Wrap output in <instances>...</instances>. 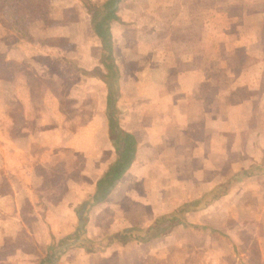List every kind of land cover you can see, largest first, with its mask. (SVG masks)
Instances as JSON below:
<instances>
[{
  "label": "rangeland",
  "instance_id": "rangeland-1",
  "mask_svg": "<svg viewBox=\"0 0 264 264\" xmlns=\"http://www.w3.org/2000/svg\"><path fill=\"white\" fill-rule=\"evenodd\" d=\"M42 1L44 13L29 17L30 1L0 0V109L9 113L3 119L5 132L20 146H36L31 150L34 162L26 177L24 173L19 175L17 167L11 185L7 180L11 177L9 167H0V199L12 195L13 188L19 190L16 200H0V227L9 234L0 238V264H39L54 252V264H215V258L209 255L215 248L221 249L219 254L223 251L228 260L225 264H235L234 257L239 252L257 250L255 242L264 239V0H228L224 6L207 0H122L117 5L118 20L110 23V45L119 71V114H127V106L134 102L140 111L148 110L149 100L137 101L136 95L156 94L162 71L167 74L163 65L177 62L192 44L197 57L195 66L202 67L205 60L208 66L203 78L224 83L227 77L230 83V86L213 85L206 98H202L205 85H198L197 94L207 101L212 100L217 87L229 89L230 101L226 105L230 106L231 126L244 131L236 137L229 133L218 152L211 151L210 155L206 150L200 152L204 160L210 156V166L186 157L191 150L182 148L188 141L185 135L175 150H168L173 157L164 158L167 164L151 165L145 171L138 160L131 172L141 178L124 179L116 186L117 192L111 197L112 205L117 204L116 212L106 211L103 230L96 219L89 223L93 211L88 213L87 241L68 246L63 253L62 245L56 250L51 246H57L59 238L76 230L81 204L76 201L85 190L91 189L99 161L109 160L111 152L104 143L89 148V137L101 128L97 117L103 109L105 88L100 80L104 74L101 43L93 32V17L86 6L98 7L103 0ZM252 10L261 11L255 20V16L247 14V11L253 14ZM254 41L262 44L261 53L259 50L255 54L246 53L247 47L243 50L242 46ZM11 56L16 59L7 64ZM139 118L138 124L132 117L126 118V126L147 127L149 117ZM209 124L205 116L201 117L197 129ZM260 129L259 145L251 136ZM78 139L86 145L84 150L65 146L66 141ZM180 152L182 159L177 157ZM226 156L230 158L229 164H221ZM227 169L230 173L254 169L256 173L245 178L246 197L244 207L240 204L241 211L237 210L236 200H230L228 211L218 220L232 236L239 238L240 251L235 245L226 250L219 238L212 242L211 235L203 232L197 235L185 225L165 236L146 240L145 229L136 228L133 236L125 234L130 226L140 225L142 218L144 225L147 217L153 220L157 213L162 216L180 208L179 198H191L197 191L206 190L214 181L212 175L225 173ZM200 175L203 180L196 182ZM131 189L138 195L143 189L154 190L149 209L141 203V197L133 201L123 196L125 190ZM73 205L76 209L70 217L73 223L67 228L70 213L65 209ZM113 216L119 221H113ZM14 218L19 220L16 226L11 225ZM124 218L126 226L120 221ZM2 221L6 225L2 226ZM52 225L53 243L47 240ZM121 234L132 240L127 245L105 247L113 236ZM101 246L105 248L101 250Z\"/></svg>",
  "mask_w": 264,
  "mask_h": 264
},
{
  "label": "crops",
  "instance_id": "crops-1",
  "mask_svg": "<svg viewBox=\"0 0 264 264\" xmlns=\"http://www.w3.org/2000/svg\"><path fill=\"white\" fill-rule=\"evenodd\" d=\"M209 3L214 4L213 1L217 3H221L223 6L228 4V0H207ZM219 1V2H218ZM250 9V8H248ZM253 14L250 11H247V14L250 16H255L253 19L255 20L256 17H259L261 11L259 10H252ZM110 31V28H109ZM94 32V30H93ZM252 32H254L258 37H260L259 33L256 31V29H253ZM95 34V32H94ZM96 36V34H95ZM97 37V36H96ZM256 39V36H253ZM98 39V37H97ZM99 40V39H98ZM257 40V39H256ZM100 42V40H99ZM242 45V44H241ZM188 48L185 50L180 57V59L171 64H168L166 62V65L163 66L167 68V74L162 71V77H161V84L158 88L152 89L151 91L156 92V94H143L136 95L137 101L145 102V99H148L150 103L149 107L147 106L148 110H142L139 106L133 103L131 107L127 106L128 112L127 114L121 112L119 114L117 108H118V99H119V79L116 81V87L113 88V93L109 91L108 84L110 82H106V71L104 70L103 76L100 78L102 81L104 88H105V94H104V104L103 109L100 112L99 116L97 117L101 123V128L97 129L93 132V135L89 137V148L91 147H97L98 143L103 144L107 147V151L111 152L109 153V160L105 161L104 159L99 161V167L97 171V175L94 179L93 184L89 187L91 188L89 191H84L82 194V198L77 200V204L81 202L80 204V210L77 213V227L76 230L79 229V235L77 236L76 240H69L67 241L65 245V249L68 246L74 245V244H80V241H87L85 238V231L86 226L89 228V224L87 225V215L88 213H91L92 211V217L91 220L89 218V223H92L93 221L97 222V226H99L100 230L102 229L101 224H103V218L106 214V211H109L112 213L116 212L115 209L117 207L116 205H112V196L115 192L116 186L121 183L124 179L128 178H134V179H140V174L135 175L131 172L133 165L138 163V160H140L142 165V170H147L151 167V165H162L167 164L168 161H164L165 157H173V153L168 151L169 149L175 150L177 147L175 145H180V142L183 139V135L187 138L188 141H185V145L182 148H188L190 149V155L186 156L193 159L194 162H204L207 166H210V156H207L204 160V156L200 155L203 154L206 150V152L210 155L211 151L218 152L221 148L224 146V139L229 133H233L234 136L242 134V131H244L242 128L236 129L235 127L231 126V122L229 120L230 117V106L226 105L230 99V93L229 89L226 87L220 86L217 87L216 91L214 92L212 100H205L202 99L203 96L209 91L213 85L221 84L226 86L229 83V79L226 77L225 82L221 83L222 81L214 82L213 78H203L204 72L207 71V63L205 60V64L201 65L202 67L198 68L195 66V60H196V51L194 50V45L187 46ZM244 47V48H243ZM247 47V51L245 50ZM261 47L262 44H256L254 41L253 44L247 43V45H243L242 49L245 50L246 53L255 54L258 50V52L261 53ZM102 51V49H101ZM104 53V52H102ZM103 55V54H102ZM104 56V55H103ZM196 57V58H195ZM256 57V56H255ZM11 60H14L13 56L9 57ZM105 59V56H104ZM204 60H200V62L203 63ZM239 62H241L239 60ZM238 62V63H239ZM211 63V62H210ZM222 65L224 66L225 61L224 58L221 61ZM104 64V62H103ZM181 64L185 65L184 68H178V66ZM256 62H253V69L256 67ZM162 67V65H159ZM228 67V66H227ZM204 68V69H203ZM250 69V68H249ZM169 72V74H168ZM85 73V72H84ZM119 78V77H118ZM221 80H224L221 79ZM198 85H205V89L202 91V98L197 94V87ZM230 86V83L229 85ZM165 89H164V88ZM153 88V87H152ZM154 92V93H155ZM142 96V97H141ZM157 96V98H156ZM206 98V96H205ZM140 99V100H139ZM144 99V100H143ZM111 102V105H108L107 102ZM1 102V99H0ZM146 103V102H145ZM102 108V106H101ZM113 113L115 117V122L117 124L116 129H112L109 126L108 122V114ZM240 113V112H239ZM9 113H7L6 110L0 109V167H6L8 166L9 173L11 175L10 178H7V180L11 183L13 176H15L16 168L18 167L17 171L19 175L25 174V177L31 173V165L34 161H32L31 154L32 149L35 145L32 146H20L17 141L14 139L11 140L5 132L6 126L4 124V118ZM240 115V114H239ZM206 117L207 120H209V126L207 125L203 129L200 128L197 129V122L201 117ZM132 117L134 123L138 124L140 118L139 117H149V120L147 122V127L142 124L137 129L136 127L129 128L126 126V118ZM3 121V124H2ZM129 121V120H128ZM144 128V129H143ZM142 129V130H141ZM124 134H128L133 138V141L135 142V151H134V157L129 165V167L124 171V173L121 175V177L110 187H108L106 195L101 198L99 197V191H101L100 188H98V185L101 181V179L104 177L105 173L108 171V169L113 165V163L116 161L118 157L117 153V147H123L122 142ZM192 134H194V137L192 138ZM119 136L118 142H114L116 136ZM252 141L257 142L259 145L262 142V130H254L253 137L251 136ZM250 141V140H249ZM176 143V144H175ZM182 143V142H181ZM85 145V144H84ZM66 147H72L76 148L78 150H84L86 147L81 144V140L78 139L77 141H66L65 142ZM233 146H236V142L233 143ZM256 146V145H254ZM253 146V147H254ZM258 146V145H257ZM212 152V154H214ZM182 153H178L177 157L179 159H182ZM20 159V161H19ZM45 159V158H42ZM41 159V160H42ZM225 160V161H224ZM44 162H47V160H43ZM230 158L229 156H226L225 158H222L221 164H229ZM213 171H217L216 169H212ZM29 171V172H27ZM238 171V172H237ZM235 173H230L229 169L226 170V172L221 173H215L212 175V178L214 181L210 185H207L206 190L204 191H197L195 195L191 198H179V202L177 205H181L180 208L176 210H172L170 213L163 214L160 216V213H157L156 217L153 218V220H150V218L147 217L145 220V226L142 225L143 220L145 218H142L141 224L138 226H130L128 229L129 231H126L125 234L128 236H133V230L136 228H140L147 232V236L144 240L149 239L150 237H161L165 236V234L171 232V230L177 231L176 228L178 226L183 227L189 226L191 232L195 230V233L199 235V233H206L205 235H211L213 240L219 238V241L222 245H226V250H228L229 247L234 248V245L238 251H240L239 247L237 246V243H241L239 238L236 239V237L232 236L223 226L222 224L218 223L219 218L223 217V214L225 211L227 212V205L228 202L236 200L237 203V210L240 212L241 207H244L243 202H245L246 197V191L244 189L245 187V178L248 176H252L255 173L254 169H251V171H245V170H237ZM27 172V173H26ZM145 173H142V175ZM13 175V176H12ZM199 179H202V176H198L196 178V182L199 181ZM133 180V179H132ZM201 183V182H199ZM12 185V183H11ZM195 185V184H194ZM30 191L31 189L24 188V191ZM152 191H147L145 189L142 190L141 194L138 195L136 193V190H125V194L123 196L130 197L131 200L143 199L141 200V203L147 207V209L151 206V193ZM19 190H14L12 195H5L1 197V201L4 200H13V198L17 197ZM196 196V197H195ZM232 198V199H231ZM185 199V200H184ZM35 205V204H34ZM33 205V206H34ZM154 205V204H153ZM112 206L114 208L112 209ZM118 206H120L118 202ZM188 206L189 209H186L185 207ZM93 208V210H92ZM67 212H69V218L67 222L66 227L71 228L72 226V217L75 213L76 209L69 206L67 207ZM49 211V210H48ZM183 213V216H182ZM102 216V217H101ZM75 217V218H76ZM98 217L99 221H98ZM118 218V217H117ZM116 217H111L113 221H119ZM110 219V220H111ZM81 220V224H80ZM18 219L14 218V222L11 221V225L15 224L18 225ZM120 221L125 222L123 225H127L128 222L126 218L121 219ZM5 222L2 221L1 225ZM50 224V223H49ZM51 225V224H50ZM52 225L49 230L48 227L45 228L50 232L48 234L47 240L53 241L55 231H53ZM6 227V226H4ZM10 227V226H9ZM129 227V226H128ZM143 227V228H142ZM127 228V227H125ZM74 230L72 232L69 231L68 235H73ZM182 230V229H180ZM72 232V233H71ZM9 235L7 232V229H3L0 227V238L4 236ZM66 235V236H68ZM122 237V234L120 235ZM120 236H113V240L111 239L108 244L105 245L107 248L108 246L122 244L127 245L128 242H130L132 239L128 240V236H124L125 242L121 241ZM51 237V238H50ZM65 237V236H64ZM62 237V238H64ZM103 238V236H101ZM59 238V239H62ZM182 238V237H181ZM192 238V236H191ZM195 240V238H192ZM198 239V237L196 238ZM236 239V240H235ZM116 240V241H114ZM51 241V242H52ZM196 241V240H195ZM256 241V240H254ZM48 243V242H47ZM53 243V242H52ZM51 243V244H52ZM98 245V243H97ZM198 245V243H197ZM218 246V244L216 245ZM96 247V246H95ZM105 247L101 246V250H103ZM256 249L253 250V248L248 250V253L243 254L239 252L238 256L234 257V260H236L235 264H253L258 263L262 264L264 263V239L260 238L255 242L254 245ZM65 249L62 251V253L65 251ZM108 249V248H107ZM86 250V248H85ZM221 250V249H220ZM218 249H211L209 252V255H213L215 258L214 263L216 261L218 264H225L226 261H228L224 255L223 251L219 254L217 252L220 251ZM258 252V254H257ZM254 253V255H252ZM257 254V255H256ZM216 256H218V260L216 259ZM47 257V256H46ZM46 257L42 258L41 260L45 259Z\"/></svg>",
  "mask_w": 264,
  "mask_h": 264
},
{
  "label": "trees",
  "instance_id": "trees-1",
  "mask_svg": "<svg viewBox=\"0 0 264 264\" xmlns=\"http://www.w3.org/2000/svg\"><path fill=\"white\" fill-rule=\"evenodd\" d=\"M27 1H30L29 9H28L29 17L30 16L39 17L44 13V10L46 9L44 7V1L42 0L41 1L27 0ZM121 1L122 0H103V2H101L98 7L92 8L89 5L86 6L87 9L89 10V13L91 14V17H93L92 27L96 36L100 40L102 52H104L103 53V55L105 56L104 69L106 71L105 77L107 78L106 82H110L108 86H109V91L112 93H113V88L116 87V81L119 77V71H118V67L113 61L112 48L110 45L111 34L109 28H110V23L112 21L118 20V17L116 15L118 10L117 5ZM10 63H12V60H8L7 64ZM31 90H32V86H31ZM107 103L108 105L112 106L111 102L108 101ZM108 122H109V126L111 127V130L113 128L116 129L117 124L115 122V117L112 112L108 114ZM124 135L125 137L124 136L122 137L124 140V142H122L123 147L121 148L117 147L116 150L118 153V157L116 161L113 163V165H111V167L105 173L104 177L99 182L101 183L100 185H98V188L101 189V191H99L100 193L99 197L101 196V198L106 195L108 187L112 186L121 177L124 171L129 167L134 157L135 142L133 141V138L130 135L128 134H124ZM119 139L120 138L117 135L114 142H118ZM79 232H80L79 229H77L73 235H68L62 239H59L57 242V246L55 247L51 246V248L56 250L57 247L59 248L62 245V247H60L62 252L65 249V245L67 241L73 239L76 240L77 236L80 234ZM120 238L122 242H125L126 238L124 236L122 237L120 236ZM59 253L60 252L58 250V254ZM55 256H56L55 252L51 255H47V257L41 260L39 264H54L56 258Z\"/></svg>",
  "mask_w": 264,
  "mask_h": 264
},
{
  "label": "water",
  "instance_id": "water-1",
  "mask_svg": "<svg viewBox=\"0 0 264 264\" xmlns=\"http://www.w3.org/2000/svg\"><path fill=\"white\" fill-rule=\"evenodd\" d=\"M80 224H81V220H80Z\"/></svg>",
  "mask_w": 264,
  "mask_h": 264
}]
</instances>
